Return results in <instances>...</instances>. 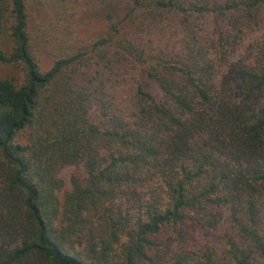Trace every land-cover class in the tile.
Wrapping results in <instances>:
<instances>
[{"label": "trees", "instance_id": "trees-1", "mask_svg": "<svg viewBox=\"0 0 264 264\" xmlns=\"http://www.w3.org/2000/svg\"><path fill=\"white\" fill-rule=\"evenodd\" d=\"M100 1L108 34L43 71L34 8L80 0H0V63L25 71L0 77V264H264V43L232 59L264 0ZM61 164L84 170L63 202Z\"/></svg>", "mask_w": 264, "mask_h": 264}, {"label": "rangeland", "instance_id": "rangeland-1", "mask_svg": "<svg viewBox=\"0 0 264 264\" xmlns=\"http://www.w3.org/2000/svg\"><path fill=\"white\" fill-rule=\"evenodd\" d=\"M112 1L116 2L118 0ZM80 3L79 5L76 3L70 5L63 14L59 15L61 20L58 24L55 23L54 11L48 12V9L44 6L34 8L36 34H40L42 37L39 44H34L33 50L43 71L49 70L57 57L72 52L70 50L73 47L86 49L100 36L108 34L109 19L106 18V14L109 11L105 10L107 6H102L100 0H80ZM44 10L48 12V15L43 13ZM121 15H123V11ZM263 43L264 20L259 27L247 31L232 59L237 61L242 57L253 58L259 49L258 47ZM0 77H9L14 79L16 83L22 84L25 80V71L20 64L0 63ZM142 84L144 89L153 95L155 99H161L162 91L155 80L144 76L142 77ZM95 115L96 112L93 111L94 121L101 122L102 119L98 116L95 117ZM33 133L31 129L25 130L20 135L19 141L29 143ZM82 171H84L82 166L73 164L58 166L57 175L64 182V186L59 193L61 202L64 201L65 194L72 190L73 174ZM187 228L193 237V246H203L205 244L221 246L224 235L230 231L228 229L227 212L217 228H205L196 224H192Z\"/></svg>", "mask_w": 264, "mask_h": 264}]
</instances>
